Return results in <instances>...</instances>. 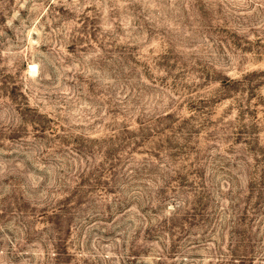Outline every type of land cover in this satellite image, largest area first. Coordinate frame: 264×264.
Masks as SVG:
<instances>
[{
    "label": "rangeland",
    "instance_id": "obj_1",
    "mask_svg": "<svg viewBox=\"0 0 264 264\" xmlns=\"http://www.w3.org/2000/svg\"><path fill=\"white\" fill-rule=\"evenodd\" d=\"M0 264H264V0H0Z\"/></svg>",
    "mask_w": 264,
    "mask_h": 264
},
{
    "label": "bare ground",
    "instance_id": "obj_2",
    "mask_svg": "<svg viewBox=\"0 0 264 264\" xmlns=\"http://www.w3.org/2000/svg\"><path fill=\"white\" fill-rule=\"evenodd\" d=\"M33 66V65H32Z\"/></svg>",
    "mask_w": 264,
    "mask_h": 264
}]
</instances>
